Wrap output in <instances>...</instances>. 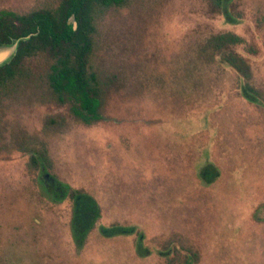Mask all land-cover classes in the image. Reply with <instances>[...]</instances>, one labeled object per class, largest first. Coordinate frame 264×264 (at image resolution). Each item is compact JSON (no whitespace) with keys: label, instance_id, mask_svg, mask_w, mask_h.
<instances>
[{"label":"rangeland","instance_id":"1","mask_svg":"<svg viewBox=\"0 0 264 264\" xmlns=\"http://www.w3.org/2000/svg\"><path fill=\"white\" fill-rule=\"evenodd\" d=\"M91 43L97 120L57 99L45 54L0 89V264H264V0H126L96 8ZM75 192L99 211L81 244Z\"/></svg>","mask_w":264,"mask_h":264},{"label":"trees","instance_id":"2","mask_svg":"<svg viewBox=\"0 0 264 264\" xmlns=\"http://www.w3.org/2000/svg\"><path fill=\"white\" fill-rule=\"evenodd\" d=\"M125 1L60 0L55 9L26 16L0 12V48L16 45L10 58L0 65V89L16 77L27 59L45 54L51 61L47 71L48 84L57 99L68 103L71 112L83 122L97 120V83L94 73L88 69L94 12L96 8L120 6ZM224 38L220 40L226 42ZM243 95L247 100L254 101L246 90ZM43 159H40V187L51 201H62L66 198L68 187L45 173ZM211 169L207 165L201 170V178L206 183L209 181H206L205 175ZM71 200L72 236L76 243L81 244L98 219L99 211L95 200L85 193L75 192ZM133 231L132 227L122 226L100 228L105 237L130 235Z\"/></svg>","mask_w":264,"mask_h":264},{"label":"flooded vegetation","instance_id":"3","mask_svg":"<svg viewBox=\"0 0 264 264\" xmlns=\"http://www.w3.org/2000/svg\"><path fill=\"white\" fill-rule=\"evenodd\" d=\"M0 12H3V11H0ZM8 12V11H6ZM7 48H11V47H3V48H0V54L3 52V49H7ZM15 50V49H14ZM14 52V51H13ZM12 55V53H8L6 56H3L2 54L0 55V65L3 64V62L7 59V58H10V56ZM3 59V60H1ZM2 62V63H1Z\"/></svg>","mask_w":264,"mask_h":264},{"label":"water","instance_id":"4","mask_svg":"<svg viewBox=\"0 0 264 264\" xmlns=\"http://www.w3.org/2000/svg\"><path fill=\"white\" fill-rule=\"evenodd\" d=\"M15 46L16 45H13V46H11V48L3 49V53H4L3 56H6L8 53H10V54L13 53ZM1 60H3V59H1Z\"/></svg>","mask_w":264,"mask_h":264}]
</instances>
